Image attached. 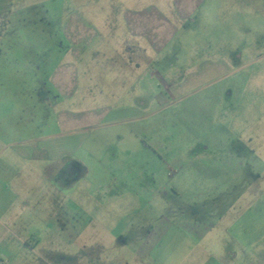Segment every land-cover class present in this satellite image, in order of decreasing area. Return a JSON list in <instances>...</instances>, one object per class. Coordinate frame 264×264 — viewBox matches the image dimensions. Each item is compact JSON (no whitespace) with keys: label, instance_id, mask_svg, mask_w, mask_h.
Segmentation results:
<instances>
[{"label":"rangeland","instance_id":"1","mask_svg":"<svg viewBox=\"0 0 264 264\" xmlns=\"http://www.w3.org/2000/svg\"><path fill=\"white\" fill-rule=\"evenodd\" d=\"M173 1L0 0V94L10 107V94H32L70 61L65 28L102 33L82 58L99 66L87 81L81 74L78 94L60 106L92 112L77 134L86 172L60 192L47 182L0 201L9 209L0 264H203L204 246L218 255L215 236H233L225 232L230 217L224 226L216 211L230 204L239 209L234 218L254 205L248 217L262 234L264 0H201L189 20L175 19L179 33L149 52L154 61L132 79L123 65L125 16ZM113 29L122 34H107ZM214 59L223 67L206 72ZM231 154L245 157L242 168L229 165ZM200 221L217 223L210 244L198 239Z\"/></svg>","mask_w":264,"mask_h":264},{"label":"crops","instance_id":"2","mask_svg":"<svg viewBox=\"0 0 264 264\" xmlns=\"http://www.w3.org/2000/svg\"><path fill=\"white\" fill-rule=\"evenodd\" d=\"M200 4L201 0H176L162 11L152 8L148 13L137 11L125 16L123 41L127 45L122 56L126 55L123 65L130 69L132 79H136V75L140 77L144 64L147 66L154 61L149 52H162L179 33L175 19L189 20ZM113 30L114 33L111 30L107 34H122L120 30ZM64 32L69 42L70 61L61 60L47 79H39V89L32 94H10V99H15L13 107H10L7 96L0 94V142H5L3 149H0V201L12 200L30 189L38 190L47 182L51 183L56 191L70 188L79 174L86 172V168L76 157L77 147L81 143L77 134L89 128L87 120L92 112L77 113L75 109H63L60 106L69 97L78 94L81 74L87 81V76L92 72L89 68L99 66V61L86 63L82 58L102 33L91 26L84 27L79 24L68 26ZM119 42L114 41L115 49L118 48ZM105 63L101 62V66L105 67ZM222 63V60L214 59L206 72L220 71ZM91 64L93 65L90 66ZM150 77L173 93L161 75L151 72ZM104 92L102 90V93ZM79 124L82 125L81 128ZM8 149L10 153L3 158V153ZM244 158L231 154L227 157V162L229 165L236 164L235 168L238 169L243 167ZM7 206L0 207V224H3L2 217L8 213ZM237 209L236 205L230 204L216 210L224 226L226 219H222L230 217L225 232H232L233 236L227 234L228 240L225 241L223 236H215L214 242L222 248L218 255H214L209 246H204L203 264H264V229L262 234H255L254 222L248 217L254 212V205L242 208V213L234 218L233 213ZM217 228V223L213 225L200 221L199 241L210 244L212 238L209 235L213 231L216 232ZM60 229L62 230V227ZM23 238L19 237V240Z\"/></svg>","mask_w":264,"mask_h":264}]
</instances>
